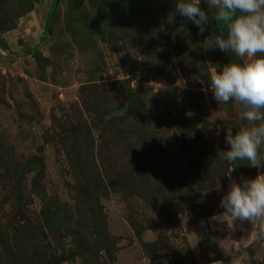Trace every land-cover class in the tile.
Listing matches in <instances>:
<instances>
[{
	"label": "rangeland",
	"instance_id": "rangeland-1",
	"mask_svg": "<svg viewBox=\"0 0 264 264\" xmlns=\"http://www.w3.org/2000/svg\"><path fill=\"white\" fill-rule=\"evenodd\" d=\"M121 1L93 0L97 10L110 3L114 10ZM130 1L121 10L125 19L140 3ZM69 2L0 0V36L9 45L0 48V264H59V254L98 236L109 252L93 238V264H264L261 222L242 224L224 215L223 223L210 221L223 212L220 199L230 183L225 173L235 166L223 159L225 130L235 133L246 121L238 104L219 105L204 89L211 74L239 58L201 48L216 35L211 21L200 34L174 13L176 0L142 2L154 21L147 32L151 47L141 54L129 35L135 31L122 25L117 51L97 34L99 48H83L67 26ZM200 6L207 11L206 0ZM141 118L143 135L136 130ZM146 138L151 153L144 150ZM258 172L264 169L236 166L231 179ZM201 176L207 177L203 183ZM45 213L64 217L69 231L56 236ZM95 213L110 236L98 234ZM80 219L87 230L76 234ZM63 264L89 260L75 253Z\"/></svg>",
	"mask_w": 264,
	"mask_h": 264
},
{
	"label": "clouds",
	"instance_id": "clouds-1",
	"mask_svg": "<svg viewBox=\"0 0 264 264\" xmlns=\"http://www.w3.org/2000/svg\"><path fill=\"white\" fill-rule=\"evenodd\" d=\"M206 3L207 11L200 6L201 0H176L174 13L190 20L200 34L207 31L210 19L223 24L226 35H215L201 48L219 49L239 58L240 62L231 60L211 74L208 87L204 89L211 91L219 105L229 101L238 104L240 119L246 121V126L235 133L232 128H226L225 143L229 147L223 150V159L229 164L241 161L247 166L264 169V0H206ZM211 10L215 12L210 18ZM175 14L170 23L174 22ZM194 115L192 111L186 112L188 117ZM239 164L225 173L230 183L220 199L223 212L211 217L210 221L223 223L219 216L224 215L242 224L259 221L264 225V172L237 182L231 179V174ZM208 191H201V195H207ZM260 235L264 237V227ZM212 264H223V261L214 260Z\"/></svg>",
	"mask_w": 264,
	"mask_h": 264
},
{
	"label": "trees",
	"instance_id": "trees-1",
	"mask_svg": "<svg viewBox=\"0 0 264 264\" xmlns=\"http://www.w3.org/2000/svg\"><path fill=\"white\" fill-rule=\"evenodd\" d=\"M144 0H140V3H138L136 5V3H134V7L135 9H137V12H133L132 11V18L130 19H125L124 15L122 14L121 10H128L127 7H129L127 4L129 2H131L130 0H122L120 3L119 7H116L114 10H112L113 4H106L105 6L99 5L98 10L96 8H94V2L93 0H88V2H92L90 4V7L85 6L86 4H78L76 0H70V2L68 3V10H67V26L68 29L70 30L72 37L75 38L79 43L78 45H82L83 48H90L92 50H97L99 47H97V49L95 48L96 42L97 40L95 39V35L97 34L99 37H101V39H104L105 42H107L109 44V46L114 49V51H117V44L118 41L120 39V37L118 36V34L120 33V26L122 25L123 27H127L130 26V30L131 31H135L134 33L129 34L130 36H133V41L135 43H137V45L139 46L138 48H141L140 54L142 51H144V49L151 47V42L150 40L152 39V36H150L147 32L148 30H150V26L152 25L153 21H154V15L152 16V10H147V6H142V2ZM40 1H36V3H39ZM59 3V1H57ZM142 8H146L143 9ZM116 12V15H114L113 13ZM214 11L211 12V17L214 15ZM112 16H116L115 18ZM93 17V18H92ZM55 12L52 15V18H50L47 22V26L48 28H52V26H54L55 24ZM115 19L117 20V24L111 25L110 22H112V20ZM114 20V21H115ZM211 21V26L210 28L212 30H214V33L216 35L218 34H225L226 35V28L223 24L221 23H217L214 20H210ZM125 22V23H124ZM127 22V23H126ZM124 29V28H123ZM208 29L207 31H205L203 34H207L208 33ZM120 35L123 37V34L120 33ZM147 35L150 36L149 40L147 38ZM125 36V34H124ZM141 37V38H140ZM147 38V39H146ZM146 39V40H145ZM145 40V42H144ZM141 42H144V44H142ZM9 47L7 40L3 37L0 36V48L3 49H7ZM100 54V53H99ZM36 57L39 58V60L45 64H48L50 62V57H45L42 56L41 54H36ZM94 64H96V62H94ZM130 90H132L130 88ZM127 93V96L131 97L129 95L130 93ZM131 106L134 107L135 103L132 102ZM135 108V107H134ZM129 110H133V108H129ZM146 128V119L144 120L143 118H141V123H137L136 125V130L139 131V133H141L143 135L144 133V129ZM144 150L148 151V152H152L151 148L152 145L150 144V139L146 138L144 140ZM192 151H190L189 155H190V159L192 158V161L194 160L195 162L196 159H194L193 155H192ZM240 163V164H239ZM235 164H239L238 166H242L245 163H242L241 161H236ZM234 164V165H235ZM33 165L32 161H29L26 165V168H29V166ZM242 169V168H241ZM248 169V167H246V170ZM199 172H201L199 169H197ZM204 172V171H203ZM251 173V171H250ZM207 177H200V182L203 183V181L206 179ZM86 185V188L89 187V184L84 183ZM82 184L80 185V187L82 186L85 187V185ZM81 190V188H80ZM187 189L182 188L181 189V193L180 197L186 199L187 198V193H186ZM90 199L91 196H89ZM69 205H71L70 203H68ZM72 208V206H69V209ZM60 209H57L56 211H53V215H58L57 212H59ZM63 211H66L65 209ZM100 211V210H97ZM98 213H95V215H97ZM45 215L50 219L49 224H54L52 226V230L56 229V232H53L56 236H60L63 237L65 231H69L68 227L64 224L63 220L64 217L60 216H56V218H53L51 216H53L52 214H46ZM83 219H85L84 217H82ZM94 219H96V225H97V231L98 234L103 236H110L106 223L105 225L103 224L100 214H98V216H96ZM81 223V224H79ZM85 223V221H84ZM76 226V234H80L82 231L80 230V228L82 230H87V226L86 223L83 224L82 223V219H80V221L78 222V224H75ZM59 226V228H58ZM74 227V228H75ZM89 230H93L94 233H91V235L93 236H98V234H95V230L94 229H90ZM107 232V233H106ZM66 233V232H65ZM30 234V233H29ZM58 234V235H57ZM83 234V232H82ZM36 234H34L35 236ZM89 235V234H88ZM31 237L32 234H31ZM94 239H97L95 241V243L98 245V242L104 247L107 248V251L109 252V248L106 245V243L104 241H102L103 239L101 237H89L88 240H84L83 241H79V243L76 245L75 248H73L70 252L69 255L67 253H65L64 255H55L57 256L58 262L59 264H63V261L68 259L69 257H71L72 255L74 256L75 253L79 256H82L83 258H85V261L89 260V264H93V261H91L92 259V255H96L97 253V246H92L89 245L91 243V241H93ZM49 247V245H42V247ZM42 247H40V249H43ZM38 250V249H36ZM7 252V256L6 258H8V250H6ZM10 253V252H9ZM11 257V254H9ZM45 255V253H44ZM53 256V257H55ZM95 257V256H94ZM88 258V259H87Z\"/></svg>",
	"mask_w": 264,
	"mask_h": 264
}]
</instances>
